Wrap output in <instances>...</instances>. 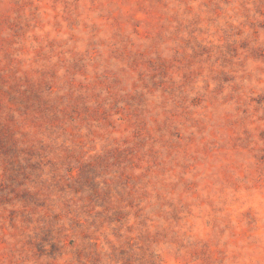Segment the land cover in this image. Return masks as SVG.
Instances as JSON below:
<instances>
[{
  "label": "rangeland",
  "instance_id": "obj_1",
  "mask_svg": "<svg viewBox=\"0 0 264 264\" xmlns=\"http://www.w3.org/2000/svg\"><path fill=\"white\" fill-rule=\"evenodd\" d=\"M0 264H264V0H0Z\"/></svg>",
  "mask_w": 264,
  "mask_h": 264
}]
</instances>
